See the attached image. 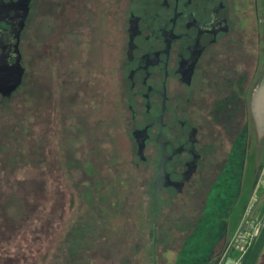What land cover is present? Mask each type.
<instances>
[{
    "label": "rangeland",
    "instance_id": "374dc122",
    "mask_svg": "<svg viewBox=\"0 0 264 264\" xmlns=\"http://www.w3.org/2000/svg\"><path fill=\"white\" fill-rule=\"evenodd\" d=\"M67 2L39 0L24 32L23 85L0 104V264H237L245 252L224 253L244 214L254 220L264 160V134L250 113L264 77V0H243V55L235 58L243 61V129L233 122L228 138L214 135L220 149L212 150L209 179L188 198L186 191L182 202L167 203L149 199L118 147L97 181L88 176L86 184H67L68 148L94 147L89 135L82 146L68 145L67 106L72 123L80 117L84 130L95 134L102 96V146L109 152L108 100L114 94L107 91L112 60L105 42H94L93 57L86 59L85 85L74 81L79 61L66 49L80 52L86 44L75 40L69 20L83 1ZM216 77L220 93L240 81L231 74L229 80ZM257 264H264V249Z\"/></svg>",
    "mask_w": 264,
    "mask_h": 264
},
{
    "label": "flooded vegetation",
    "instance_id": "af4514ba",
    "mask_svg": "<svg viewBox=\"0 0 264 264\" xmlns=\"http://www.w3.org/2000/svg\"><path fill=\"white\" fill-rule=\"evenodd\" d=\"M67 1V6L76 5V0ZM82 1L69 26L75 40L86 45L80 52L68 46L66 53L79 61L74 81L85 85L86 59L89 53L93 57L94 42L107 44L112 60L107 91L114 92L108 100L110 151L102 146V96L96 101L100 120L95 134L84 130L80 117L73 124L67 106L68 145L82 146L88 135L94 142L90 152L68 148L63 158L67 184H86L88 176L97 181L118 147L148 187L149 199L182 202L186 191L188 198L209 179L212 150L220 149L213 144L214 135L228 138L233 122L243 129V61L235 59L243 55V0ZM38 5L39 0H0V104L23 85L24 32ZM217 74L240 81L235 79L228 92L220 93ZM231 92L233 102L228 99ZM250 111L264 134L257 122L264 121V109L256 113L252 101ZM217 119L227 124L217 126Z\"/></svg>",
    "mask_w": 264,
    "mask_h": 264
},
{
    "label": "built area",
    "instance_id": "2783aa9c",
    "mask_svg": "<svg viewBox=\"0 0 264 264\" xmlns=\"http://www.w3.org/2000/svg\"><path fill=\"white\" fill-rule=\"evenodd\" d=\"M259 191H264V160L259 171L258 180L254 191V194L256 195V200L252 205V207H255L254 206L255 203H257V195ZM250 213L251 212L248 211L244 214L243 225L237 229L232 241L230 242L226 252L224 253L225 257H229L231 252L236 254H241L246 251L250 241L249 240V237L251 235L250 232L252 230L253 225L256 224L255 219L254 220L252 219ZM222 263L224 262H221L220 264Z\"/></svg>",
    "mask_w": 264,
    "mask_h": 264
},
{
    "label": "crops",
    "instance_id": "0c3cea01",
    "mask_svg": "<svg viewBox=\"0 0 264 264\" xmlns=\"http://www.w3.org/2000/svg\"><path fill=\"white\" fill-rule=\"evenodd\" d=\"M256 227L252 233L249 245L237 264H257L264 249V200L256 210Z\"/></svg>",
    "mask_w": 264,
    "mask_h": 264
},
{
    "label": "bare ground",
    "instance_id": "6f19581e",
    "mask_svg": "<svg viewBox=\"0 0 264 264\" xmlns=\"http://www.w3.org/2000/svg\"><path fill=\"white\" fill-rule=\"evenodd\" d=\"M261 95H262L261 98H263L264 91L261 93ZM260 99L256 100L255 105H254L256 113L259 112V110L264 109V102L260 103ZM257 122H258V124L260 126V130H262L264 128V121L260 122V120H257Z\"/></svg>",
    "mask_w": 264,
    "mask_h": 264
},
{
    "label": "water",
    "instance_id": "95a60500",
    "mask_svg": "<svg viewBox=\"0 0 264 264\" xmlns=\"http://www.w3.org/2000/svg\"><path fill=\"white\" fill-rule=\"evenodd\" d=\"M264 91V77H263V79H262V81H261V83H260V85H259V87H258V89H257V92H256V94H255V96H254V98H253V107H254V105H255V102H256V100H258V99H260L261 98V93ZM263 100V101H262ZM262 102H264V96H263V98H261L260 99V103H262ZM255 109V108H254Z\"/></svg>",
    "mask_w": 264,
    "mask_h": 264
},
{
    "label": "trees",
    "instance_id": "16d2710c",
    "mask_svg": "<svg viewBox=\"0 0 264 264\" xmlns=\"http://www.w3.org/2000/svg\"><path fill=\"white\" fill-rule=\"evenodd\" d=\"M263 200H264V191H261V193L257 195V204L254 207V212H256V210L258 209L259 205L262 203ZM222 264H225V262Z\"/></svg>",
    "mask_w": 264,
    "mask_h": 264
}]
</instances>
